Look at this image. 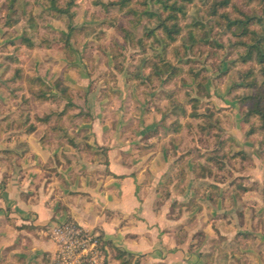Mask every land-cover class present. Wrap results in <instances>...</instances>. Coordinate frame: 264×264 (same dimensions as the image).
<instances>
[{
    "label": "crops",
    "instance_id": "crops-1",
    "mask_svg": "<svg viewBox=\"0 0 264 264\" xmlns=\"http://www.w3.org/2000/svg\"><path fill=\"white\" fill-rule=\"evenodd\" d=\"M75 68L82 78L84 66ZM64 80L86 93L93 118L56 116L69 101L58 95L14 107L23 95L3 97L0 86V264H51V228L69 220L140 264H264V195H248L250 187L230 195L224 180L202 175L205 162L184 159L180 134L160 127L162 113L141 105L124 121L101 118L108 97ZM204 181L210 188L200 189Z\"/></svg>",
    "mask_w": 264,
    "mask_h": 264
},
{
    "label": "rangeland",
    "instance_id": "rangeland-1",
    "mask_svg": "<svg viewBox=\"0 0 264 264\" xmlns=\"http://www.w3.org/2000/svg\"><path fill=\"white\" fill-rule=\"evenodd\" d=\"M17 1L16 10L9 15V0H0V86L6 95L3 97L23 95L18 104L12 101L14 107L27 109L32 102H39L41 85L29 82L36 79L52 89L43 88L48 97L62 98L64 93L72 97L56 116L72 114L73 124L93 118L94 104L91 100L83 104L86 93L64 85L65 73L70 74L73 82L87 81V97H108L107 103L99 101L101 118L124 121L131 112H141V105L144 111L162 113L160 127L180 134L176 143L184 159L188 156L205 162V166L200 164L202 175H208L211 182L224 180L230 195L246 194L249 187L248 195H264V133L246 135L250 127L258 129L261 125L256 118L249 122L244 118L253 103L251 97H264V65L242 63L240 55L245 49L235 34L240 29H229L222 14L236 19L242 18V13L255 12V21L262 19L264 29V0H232L233 5L219 9L217 15L213 14L214 4L221 0H176L182 7L178 13L182 31L177 42L166 49L165 34L158 29L157 12L163 10L150 0H133L123 9L110 5L119 0H56L60 9L73 3L69 8L73 20L51 8L50 0ZM145 2L153 16L149 13L142 18ZM131 10L140 13V21ZM135 21L139 22L136 26ZM71 24L76 31L69 36ZM256 28L261 29L259 24ZM123 29L131 36L126 38ZM164 62L181 73L174 79H170L171 72L162 74L158 68ZM69 65L71 72L66 71ZM80 65L86 71L82 78L75 68ZM17 70L20 75L15 79ZM45 72L47 81L57 80L49 84L42 76ZM37 74L40 76L32 78ZM25 97H30L28 105ZM54 99L51 101L59 100ZM76 101L84 105L79 106L81 110ZM56 106L59 109V104ZM223 143L225 147L218 154ZM223 154L229 157L223 158ZM242 173H249L255 181L241 178ZM208 181L201 182L200 189L208 187ZM106 246L100 238L96 264H140L134 257L107 250Z\"/></svg>",
    "mask_w": 264,
    "mask_h": 264
},
{
    "label": "trees",
    "instance_id": "trees-1",
    "mask_svg": "<svg viewBox=\"0 0 264 264\" xmlns=\"http://www.w3.org/2000/svg\"><path fill=\"white\" fill-rule=\"evenodd\" d=\"M133 0H119L116 3H110V5L113 6H118L120 9L126 8L128 7L131 2ZM151 3H153L154 5H159V7L163 10V13L161 12H157V15L160 19V24L158 26V29H161L163 31V33L165 34L164 38L166 40L163 41L164 42V47L165 49L170 47L171 45H173L174 43L177 42V37L181 34V28L179 25V17H178V13H180L182 11V7H178L177 6V1L175 0H150ZM185 2H193L194 0H183ZM251 1V0H250ZM17 0H9V15L11 12H14L16 10V5H17ZM51 2V8H53L54 10H56L58 13H63L66 14L70 20H73V15L69 12V8L72 6V2L70 3L69 7L67 9H60L56 7V0H50ZM99 5H101L100 3H98ZM103 5V4H102ZM148 3L145 2L143 3V6L145 7V10L142 11L143 13H141L142 15H144L142 18H145V16L149 15V11H148V7H147ZM232 0H221V1H216L214 4V11L213 14L217 15L219 9H228L230 6H232ZM103 6H109V5H103ZM130 13L132 15H137L138 20L140 21L141 18L139 17L138 11H133L131 10ZM223 14V18L228 22V28L233 30L234 27L239 28L240 29V33H235L236 37L238 38V44L240 46H243V48L245 49L244 53L242 55H240V59L242 61V63H248L251 61H255L260 65H264V29H263V20L262 19H258L257 21H255L257 14L255 12H253L251 15L248 13H242V18H236V19H231L230 15L228 13H222ZM8 15V18H9ZM152 15V13H150V16ZM153 16V15H152ZM137 20V18H136ZM8 26H13L12 23H7ZM139 22L135 21V26L138 25ZM261 29H257L256 26H258ZM255 27V28H253ZM76 29L73 27V25L71 24L69 26V36H71V33L75 32ZM123 32L125 33V37L128 38L130 37V33L125 31V29H123ZM163 67H159V71L162 72V74H166L168 72H171L170 74V79H174L176 78L180 73L181 70L178 69L177 67H175L174 65H172L169 62H164L163 63ZM155 65H153L154 67ZM264 70V68H263ZM20 75V71L17 70L16 74H15V79L17 77H19ZM29 82L31 84H39L41 85V92L40 95L37 97L38 100L37 101H51L53 100L55 97H48L46 92L43 91L45 88H49V92H53L52 89L46 85L45 83H43V81H38V80H29ZM254 83H251V86H253ZM44 88V89H43ZM63 97L69 99L70 101H72V97L66 93H64L62 95ZM62 97V98H63ZM59 98H55L54 100H57ZM251 99L253 100L252 105L248 108V113L245 115V121L249 122L252 119H257L260 122V128H256V127H250V129L246 132V135L248 136H254L257 135L259 133H264V106H263V101H264V97L262 96H256V97H251ZM252 102V101H251ZM69 108V106L67 107V109ZM66 112V110H65ZM225 147V144H222V147L220 148V150L217 151L218 154H220L223 149ZM230 152V151H229ZM242 156L244 157V155L242 154ZM229 157V154H223V158ZM213 162V161H212ZM213 164L219 165L218 163L213 162Z\"/></svg>",
    "mask_w": 264,
    "mask_h": 264
},
{
    "label": "built area",
    "instance_id": "built-area-1",
    "mask_svg": "<svg viewBox=\"0 0 264 264\" xmlns=\"http://www.w3.org/2000/svg\"><path fill=\"white\" fill-rule=\"evenodd\" d=\"M57 246L52 264H96L100 237L75 221H65L51 228Z\"/></svg>",
    "mask_w": 264,
    "mask_h": 264
}]
</instances>
